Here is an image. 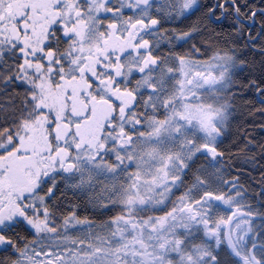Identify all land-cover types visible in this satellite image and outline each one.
<instances>
[{
    "label": "snow or ice",
    "instance_id": "snow-or-ice-1",
    "mask_svg": "<svg viewBox=\"0 0 264 264\" xmlns=\"http://www.w3.org/2000/svg\"><path fill=\"white\" fill-rule=\"evenodd\" d=\"M0 264H264V0H0Z\"/></svg>",
    "mask_w": 264,
    "mask_h": 264
}]
</instances>
